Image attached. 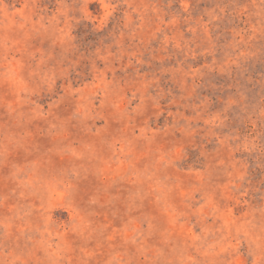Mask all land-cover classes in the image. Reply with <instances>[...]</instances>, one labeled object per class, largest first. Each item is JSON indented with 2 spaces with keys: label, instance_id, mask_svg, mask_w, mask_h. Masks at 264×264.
<instances>
[{
  "label": "rangeland",
  "instance_id": "obj_1",
  "mask_svg": "<svg viewBox=\"0 0 264 264\" xmlns=\"http://www.w3.org/2000/svg\"><path fill=\"white\" fill-rule=\"evenodd\" d=\"M0 264H264V0H0Z\"/></svg>",
  "mask_w": 264,
  "mask_h": 264
}]
</instances>
